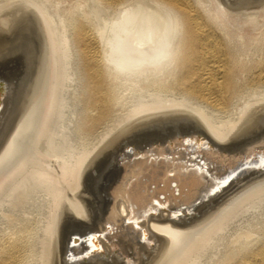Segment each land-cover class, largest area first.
<instances>
[{
	"label": "bare ground",
	"instance_id": "1",
	"mask_svg": "<svg viewBox=\"0 0 264 264\" xmlns=\"http://www.w3.org/2000/svg\"><path fill=\"white\" fill-rule=\"evenodd\" d=\"M0 48V264H264V0H0Z\"/></svg>",
	"mask_w": 264,
	"mask_h": 264
},
{
	"label": "water",
	"instance_id": "2",
	"mask_svg": "<svg viewBox=\"0 0 264 264\" xmlns=\"http://www.w3.org/2000/svg\"><path fill=\"white\" fill-rule=\"evenodd\" d=\"M3 99H4V95L2 94V93H0V110L2 109V106H3V103H2V101H3ZM189 138V136H184V137H181V139L179 140V141H187V140H189L188 139ZM195 138L197 139V141H199V142H197L196 144L198 145V148L200 149L201 148V145H208V147L210 146V144H209V140H207L206 138L204 139V137L203 136H201V135H196L195 136ZM257 147H255V148H257V149H259L260 147H262L263 149L262 150H264V147L262 146V144H258V145H256ZM259 146V147H258ZM131 149H133V148H131ZM216 148L214 147V150H215ZM259 150H261V148L259 149ZM200 153V152H199ZM264 157V156H263ZM253 164H257V166L259 165L260 167H261V170H263L264 171V167H262V165H264V158H259V159H255L254 161H253ZM254 166H256V165H254ZM245 171H249V170H257L256 168H254V167H252V168H250V169H244ZM161 208H167V207H165V206H160ZM151 210H153V214H155V212H156V210H154V209H151ZM152 212V211H151ZM171 213V212H170ZM188 214H190V211L189 210H186L182 215H178V216H176V217H174V218H179V216H185V215H188ZM171 215H172V213H171ZM172 217H173V215H172ZM94 237H95V235L93 236V238L92 237H90L89 239H94ZM76 238L74 237V240H75ZM150 243L151 244H153V241L152 240H150ZM76 244H78V242L76 243ZM90 254L89 255H93L94 254V251L92 252V249L90 248ZM97 253H103V251H97ZM88 257V255H86L84 258H87Z\"/></svg>",
	"mask_w": 264,
	"mask_h": 264
},
{
	"label": "rangeland",
	"instance_id": "3",
	"mask_svg": "<svg viewBox=\"0 0 264 264\" xmlns=\"http://www.w3.org/2000/svg\"><path fill=\"white\" fill-rule=\"evenodd\" d=\"M0 52H2V49L1 48H0ZM55 122L61 123L62 122V119L59 120V121L56 120Z\"/></svg>",
	"mask_w": 264,
	"mask_h": 264
},
{
	"label": "snow or ice",
	"instance_id": "4",
	"mask_svg": "<svg viewBox=\"0 0 264 264\" xmlns=\"http://www.w3.org/2000/svg\"><path fill=\"white\" fill-rule=\"evenodd\" d=\"M262 167H264V165H262Z\"/></svg>",
	"mask_w": 264,
	"mask_h": 264
}]
</instances>
